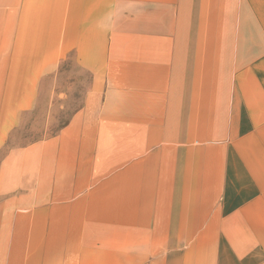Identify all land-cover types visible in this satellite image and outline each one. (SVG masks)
<instances>
[{
	"label": "rangeland",
	"instance_id": "obj_1",
	"mask_svg": "<svg viewBox=\"0 0 264 264\" xmlns=\"http://www.w3.org/2000/svg\"><path fill=\"white\" fill-rule=\"evenodd\" d=\"M20 2L0 0V264H264V0H202L180 37L73 35L89 21Z\"/></svg>",
	"mask_w": 264,
	"mask_h": 264
},
{
	"label": "crops",
	"instance_id": "obj_2",
	"mask_svg": "<svg viewBox=\"0 0 264 264\" xmlns=\"http://www.w3.org/2000/svg\"><path fill=\"white\" fill-rule=\"evenodd\" d=\"M9 3L12 6L10 7L11 13H13L14 10V13L17 14V6L20 5V0H9ZM40 3L42 4V10L39 17L35 19L43 21H71V27H78L81 26L82 21H89L88 25L85 27L87 31H78L73 33V35L86 36L97 34L94 31V28H92L94 27V24L90 22L100 19L145 21L158 20L160 22L158 26L155 27L158 28V31L161 32H154L151 35L171 37L175 34L176 31L179 37L185 36L187 32L178 26L176 27V24H173L172 21L194 19V10L197 11L199 7H202V0H40ZM58 24L59 22H57V25ZM54 26L55 25H53V27ZM57 28H59V25L57 26ZM137 29L141 30L143 28ZM148 29L149 28L144 30ZM166 49L169 48L167 47ZM248 175L252 180V173L248 172ZM244 178H247L245 174ZM248 182L251 185L249 179ZM260 192V198H250V201L247 202L248 213L243 212L244 215H246V213L248 215L249 228L256 227V225L253 223L254 220L264 223L263 183L262 188H260ZM252 193L253 191H251L250 196L252 195ZM257 199L259 202H256ZM253 201L257 204V206L251 204ZM261 225L262 224H258L257 226ZM251 241L253 242L251 250L259 257V259H264V238L253 240L251 239ZM257 244L260 246L259 250L256 246Z\"/></svg>",
	"mask_w": 264,
	"mask_h": 264
}]
</instances>
